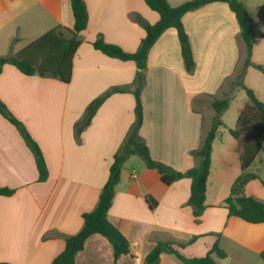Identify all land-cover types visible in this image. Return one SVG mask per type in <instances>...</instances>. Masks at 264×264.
<instances>
[{"label":"crops","instance_id":"crops-1","mask_svg":"<svg viewBox=\"0 0 264 264\" xmlns=\"http://www.w3.org/2000/svg\"><path fill=\"white\" fill-rule=\"evenodd\" d=\"M84 1L89 27L81 35L69 84L29 77L12 65H5L0 75V100L39 144L49 169L48 180L40 182L34 154L18 129L0 114V188L15 191L0 196V263H53L64 251L66 237L81 231L83 214L98 205L114 156L136 120V63L108 57L93 43L102 35L107 43L135 53L146 37L136 16L154 25L159 15L144 0ZM187 1L191 0H168L172 7ZM241 1L255 33L252 62L264 67V0ZM74 24L71 0H0V57L18 54L58 26L73 29ZM183 24L195 72L189 74L185 68L177 30H166L148 55L139 131L153 159L181 172L197 166L191 152L201 147L215 115L212 107L202 112L194 99L205 94L221 99L224 81L245 58L240 26L228 3L189 12ZM245 84L264 104V71L249 67ZM116 88L121 90L114 92ZM107 94L91 123L78 132L90 105ZM247 102L245 91L238 89L222 117L224 125L213 144L206 210L198 221L187 204L192 180L167 186L157 170L132 155L122 167L108 213L109 221L128 239L130 254L116 262L111 243L95 234L75 264H145L158 242L188 244L194 237L197 240L183 252L201 257L216 242V234L228 255L218 263L264 264V223L230 217L224 205L242 174L258 176L243 194L264 202V144L244 171L242 148L230 133ZM148 198L157 202L155 209ZM160 264L184 263L163 253Z\"/></svg>","mask_w":264,"mask_h":264},{"label":"trees","instance_id":"trees-1","mask_svg":"<svg viewBox=\"0 0 264 264\" xmlns=\"http://www.w3.org/2000/svg\"><path fill=\"white\" fill-rule=\"evenodd\" d=\"M144 1L151 10L158 13L159 21L151 25L140 15L136 16L137 21L146 30V37L137 52L129 53L117 45L107 43L102 35L93 43L96 50L101 51L108 57L136 63L138 68L134 89L136 120L123 146L114 156L110 166L109 178L102 189L98 205L93 211L83 214L84 225L81 231L73 236L66 237L64 251L54 259L52 264H75L76 256L84 250L86 241L95 234H100L108 239L113 247L116 262L121 257L130 254L128 239L109 221L108 213L113 205L115 188L120 182L122 167L132 155L140 156L149 169L157 170L162 176L163 183L167 186L185 178L191 179V196L187 204L192 207L193 214L198 221L206 210V191L212 164L213 144L219 129L224 125L222 117L229 109L234 98L231 93L232 89L243 90L248 97V102L240 112L236 128L230 130L232 136L239 140L242 148L240 159L244 171L253 163L264 144V104L258 99L255 92L245 84V74L249 67L252 66L264 71L263 66L252 62L255 33L245 3L241 0H191L178 7H172L168 0ZM215 2L228 3L230 9L235 13L241 30L240 36L245 44V58L238 64L234 74L224 81L221 88L223 95L221 99L216 98L213 94H205L194 99V104L198 106L201 97H209L215 115L201 147L191 152V155L197 159V166L181 172L153 159L148 146L139 134L143 122L141 91L145 84V71L148 67L147 59L150 49L163 33L170 28H175L178 33L185 68L189 74H194L196 62L189 35L183 24V17L189 12ZM71 5L75 18L73 29L58 26L29 44L18 54L0 57V75L5 65H12L26 76L51 77L64 84H69L73 74V60L82 43L81 35L89 27V14L85 1L71 0ZM228 87L229 90H227ZM120 90L116 88L114 92ZM109 95L107 94L90 105L86 119L78 132L91 123L97 110ZM0 114L18 129L36 158L39 181L46 182L49 178V169L39 144L2 100H0ZM257 178L258 176L255 174H242L237 178L230 195L224 202L225 207L228 209V216L241 218L251 224L264 223V202L243 194L246 185ZM14 193V190L0 188V196L8 197ZM147 202L152 210L156 208V201L148 198ZM216 236V242L205 256L188 257L183 252L188 245L197 240V237H194L188 244L158 242L146 256L144 263L160 264L161 255L168 253L176 256L184 264H220L217 259L224 260L228 255L220 246V234H216Z\"/></svg>","mask_w":264,"mask_h":264},{"label":"rangeland","instance_id":"rangeland-1","mask_svg":"<svg viewBox=\"0 0 264 264\" xmlns=\"http://www.w3.org/2000/svg\"><path fill=\"white\" fill-rule=\"evenodd\" d=\"M227 90H229V87ZM237 90H238L237 88H234L231 90V93L234 95ZM198 108L201 109L202 112H207V110L211 108V99L209 97H201L200 102L198 104ZM200 250L204 251L203 248H200ZM200 253H206V252H200Z\"/></svg>","mask_w":264,"mask_h":264}]
</instances>
